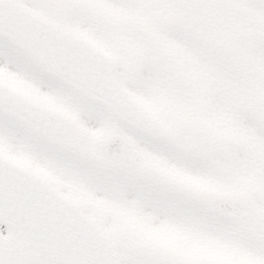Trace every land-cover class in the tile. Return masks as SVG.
I'll return each instance as SVG.
<instances>
[{"label": "snow or ice", "instance_id": "1", "mask_svg": "<svg viewBox=\"0 0 264 264\" xmlns=\"http://www.w3.org/2000/svg\"><path fill=\"white\" fill-rule=\"evenodd\" d=\"M0 264H264V0H0Z\"/></svg>", "mask_w": 264, "mask_h": 264}]
</instances>
